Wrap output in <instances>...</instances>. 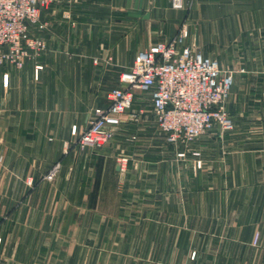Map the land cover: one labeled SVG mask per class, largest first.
Wrapping results in <instances>:
<instances>
[{"label": "crops", "instance_id": "crops-1", "mask_svg": "<svg viewBox=\"0 0 264 264\" xmlns=\"http://www.w3.org/2000/svg\"><path fill=\"white\" fill-rule=\"evenodd\" d=\"M45 14V51L0 70V264H264V0H73ZM180 29L231 71L233 130L169 144L136 90L109 141L78 149L136 54Z\"/></svg>", "mask_w": 264, "mask_h": 264}, {"label": "built area", "instance_id": "built-area-1", "mask_svg": "<svg viewBox=\"0 0 264 264\" xmlns=\"http://www.w3.org/2000/svg\"><path fill=\"white\" fill-rule=\"evenodd\" d=\"M58 2L0 0V70L5 66L21 69L27 60L45 51L46 40L37 35L47 26L40 10ZM170 5L181 9L184 0H170ZM186 36L181 29L171 39L156 41L136 54L129 68L119 74V85L106 93L107 105L89 113L88 123L76 140L78 149L99 148L111 138L112 129L132 107L136 90L150 93L155 125L169 144L185 145L214 125L223 130L233 128L225 109L232 74L221 69L217 60L186 44ZM60 165V161L54 162L43 178L53 181ZM258 241L259 233H255L252 244L258 245Z\"/></svg>", "mask_w": 264, "mask_h": 264}, {"label": "rangeland", "instance_id": "rangeland-1", "mask_svg": "<svg viewBox=\"0 0 264 264\" xmlns=\"http://www.w3.org/2000/svg\"><path fill=\"white\" fill-rule=\"evenodd\" d=\"M64 2H66L67 4L68 3H72L73 0H60V2L56 3V4H52L50 6H48L46 9L42 8V10H40V14H41V19H43L45 21V13L47 12H50V7L52 6H58L59 4H63ZM192 3V0H184V5L181 9H184V8H187L188 6H190V4ZM171 6V5H170ZM175 9V8H174ZM47 11V12H46ZM47 23V21H45ZM47 29V28H46ZM46 29L44 31H46ZM181 30V29H180ZM42 32H38L37 35L38 36H41ZM42 38H44L43 36H41ZM45 39V38H44ZM46 45H47V42H46ZM223 70H226L228 72L231 73L230 70L228 69H223ZM232 74V73H231ZM227 99V98H226ZM226 102V100H225ZM228 113V112H227ZM263 122H264V119H263ZM217 126V128L219 130H217L220 135H224L225 133H227L228 131H231L233 130V128L231 130H223L222 128H220L218 125H214L213 127ZM206 133V132H205ZM204 133V134H205ZM164 136V135H163ZM109 141V140H108ZM166 142V141H165ZM146 220L148 221V223L150 222H157V226L158 228L157 229H150L148 230V235H149V238H148V241H159V213H147V216H146ZM257 233V232H256ZM255 234V233H254Z\"/></svg>", "mask_w": 264, "mask_h": 264}]
</instances>
